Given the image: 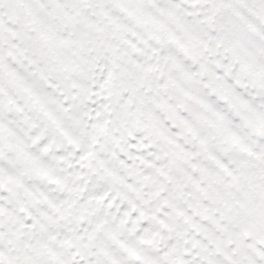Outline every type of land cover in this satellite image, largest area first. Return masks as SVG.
<instances>
[{
    "label": "rangeland",
    "instance_id": "374dc122",
    "mask_svg": "<svg viewBox=\"0 0 264 264\" xmlns=\"http://www.w3.org/2000/svg\"><path fill=\"white\" fill-rule=\"evenodd\" d=\"M0 264H264V0H0Z\"/></svg>",
    "mask_w": 264,
    "mask_h": 264
}]
</instances>
